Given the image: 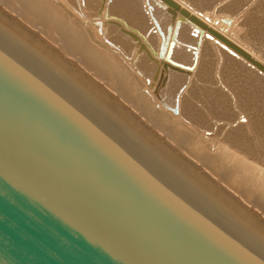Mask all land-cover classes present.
Segmentation results:
<instances>
[{
    "label": "water",
    "instance_id": "water-1",
    "mask_svg": "<svg viewBox=\"0 0 264 264\" xmlns=\"http://www.w3.org/2000/svg\"><path fill=\"white\" fill-rule=\"evenodd\" d=\"M0 264H264V236L0 22Z\"/></svg>",
    "mask_w": 264,
    "mask_h": 264
},
{
    "label": "bare ground",
    "instance_id": "bare-ground-1",
    "mask_svg": "<svg viewBox=\"0 0 264 264\" xmlns=\"http://www.w3.org/2000/svg\"><path fill=\"white\" fill-rule=\"evenodd\" d=\"M171 1L0 0V22L264 236V0Z\"/></svg>",
    "mask_w": 264,
    "mask_h": 264
}]
</instances>
